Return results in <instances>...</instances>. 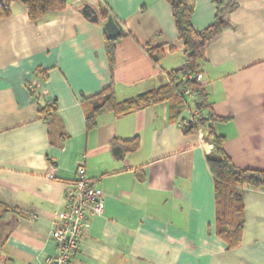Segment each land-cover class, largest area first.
Returning <instances> with one entry per match:
<instances>
[{"label": "crops", "instance_id": "crops-1", "mask_svg": "<svg viewBox=\"0 0 264 264\" xmlns=\"http://www.w3.org/2000/svg\"><path fill=\"white\" fill-rule=\"evenodd\" d=\"M86 3L110 7L124 33L113 72L107 31L82 13ZM196 3L193 25L202 29L216 8ZM231 20L206 47L202 84L228 118L216 130L234 163L264 169V0H239ZM184 47L168 0H68L39 21L14 2L0 18V200L10 206L0 264H50L56 213L80 163L104 191L105 209L87 218L72 264H264V189L244 191L241 241L229 246L217 233L212 144L185 133L169 102L105 112L87 128L85 97L114 83L123 101L166 83L187 64ZM40 105L52 108L48 119ZM137 135L139 148L125 151L123 140Z\"/></svg>", "mask_w": 264, "mask_h": 264}, {"label": "trees", "instance_id": "trees-1", "mask_svg": "<svg viewBox=\"0 0 264 264\" xmlns=\"http://www.w3.org/2000/svg\"><path fill=\"white\" fill-rule=\"evenodd\" d=\"M238 1L214 0L216 11L212 23L205 28L196 29L193 25L196 0H168L175 16L179 35L184 42L187 64L179 69L168 71L166 83L133 98L119 101L114 83L99 93L84 98L88 129L95 127L98 117L105 112L112 111L117 115H124L135 109L162 102L170 103L171 118L176 121L180 116H184V111L188 107L199 111L200 116L193 115L187 124L181 126L185 133L203 132V138L212 144L206 159L215 180L217 233L232 247L240 243L244 228V191L264 189V169L242 168L234 163L224 146L226 137L216 130V124L228 118L215 113L213 103L209 100V93L205 85L198 80L197 75L204 73L206 47L226 26L230 25L231 12ZM14 2H22L26 5L29 17L33 21H39L48 12L64 11L68 6V0H0V18L12 14ZM98 14L99 21L103 24L110 15H113L108 6L101 7ZM114 19L117 22L115 17ZM105 34L106 52L113 72L118 38L111 37L107 32ZM123 35L122 31L119 36ZM154 59L158 64L159 59ZM183 88L197 89L192 105L188 103L189 95L183 93ZM51 109L47 105L39 107L40 112L44 113L47 119L51 115L49 112ZM140 144L138 135L122 142L125 151H135ZM9 207L7 203L0 200V220L5 217Z\"/></svg>", "mask_w": 264, "mask_h": 264}, {"label": "built area", "instance_id": "built-area-1", "mask_svg": "<svg viewBox=\"0 0 264 264\" xmlns=\"http://www.w3.org/2000/svg\"><path fill=\"white\" fill-rule=\"evenodd\" d=\"M197 77L199 81L204 82V73H199ZM182 91L190 97L197 94L196 88H183ZM187 111H189L188 115L180 116V125L187 124L193 115L200 116L196 109ZM200 135L203 140V132H200ZM48 176L53 177V172H49ZM97 183L96 178L88 175L83 163L77 165L75 176L66 192L68 197L66 208L58 211L54 220L51 235L56 240L57 249L55 254L49 258L50 264H72L84 243L83 228L87 218L103 213L105 193Z\"/></svg>", "mask_w": 264, "mask_h": 264}, {"label": "water", "instance_id": "water-1", "mask_svg": "<svg viewBox=\"0 0 264 264\" xmlns=\"http://www.w3.org/2000/svg\"><path fill=\"white\" fill-rule=\"evenodd\" d=\"M81 11L91 21H98L99 20V14H98L97 10L94 7H92L90 4H88V3L84 4ZM104 27H105L107 33L111 37L117 38L119 36L121 29H120L118 23L115 21L113 15L109 16L108 20L104 24ZM120 151H121V148L118 147L117 152H120Z\"/></svg>", "mask_w": 264, "mask_h": 264}]
</instances>
